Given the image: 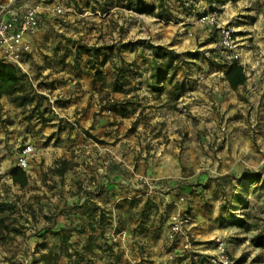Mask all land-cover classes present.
<instances>
[{
    "label": "rangeland",
    "instance_id": "374dc122",
    "mask_svg": "<svg viewBox=\"0 0 264 264\" xmlns=\"http://www.w3.org/2000/svg\"><path fill=\"white\" fill-rule=\"evenodd\" d=\"M94 2L75 3L77 13L84 15L75 28L89 36L84 43H73L89 50L78 53L85 70L96 67V76H104L99 54L88 47L97 26L91 16ZM124 2L120 0L117 12L131 11L133 21L119 16L116 25L132 24L133 35L116 38L121 45L110 57L117 61L107 69L111 92L104 90L106 85L98 91L96 81L89 83L88 106L96 98L106 102L89 122L77 110L69 115L65 108L73 102L56 93L53 85L38 83L34 88L29 82L30 89L22 94L1 99L3 111L16 113V105L32 111L27 103L33 102L35 90L33 98L46 102L59 128L32 144L37 158L26 173L36 176L25 188H17L0 173V264H205V259L182 249L183 235L170 238V228L175 216H187L190 225H200L199 218L206 223L212 215L220 232L207 243L215 242L216 247L217 239L224 241L237 264H264V67L248 70L251 80L238 90L225 81L234 62L264 61V0ZM109 7L104 1L100 12ZM251 11L262 16V25ZM140 13L148 21L141 23L136 16ZM212 13L220 24L234 29L236 48L226 49L219 30L200 22ZM104 23L113 24L101 22L102 27ZM141 24L148 29L143 40L134 35ZM240 46L245 49L242 57L236 54ZM82 87L73 83L71 91L75 94ZM25 92L29 95L23 99ZM256 95L261 96L258 102ZM107 107L111 111L103 116ZM65 130L68 137H62ZM53 139L56 147L69 142L67 158L51 160L45 155ZM245 141L256 148L252 157L263 160L258 200L252 198L249 206L234 198L228 201L224 192L221 197L199 193L200 178L212 167L209 160L240 155ZM17 155L15 142L0 151V160L5 157L16 164ZM237 183H232L234 189ZM239 184L249 187L250 182L242 177ZM195 229L198 234L206 230ZM198 240L188 241L196 252L193 245ZM259 240L263 245L256 244Z\"/></svg>",
    "mask_w": 264,
    "mask_h": 264
},
{
    "label": "crops",
    "instance_id": "0c3cea01",
    "mask_svg": "<svg viewBox=\"0 0 264 264\" xmlns=\"http://www.w3.org/2000/svg\"><path fill=\"white\" fill-rule=\"evenodd\" d=\"M6 1L8 0H0V3ZM77 1L78 0L48 1L45 6V11L42 15V28L34 36L25 37V41L31 45L32 50L25 59L23 68L21 70L23 73L28 74V76L31 78L34 88H37L38 83L45 84L48 87L53 85L56 93H60L64 98L68 100L70 99L71 102H73L69 107L65 108L69 115H72V113L77 110L78 112H81L80 115H84L86 117L84 121L89 122L94 114L99 112L98 110H100L102 105H105L106 102L104 101L102 103L99 98H96L94 99V104L88 106V100L91 96L88 85L90 82L96 81V88H98V91H100L103 85H106L104 90L111 92V73L107 71V69L117 61L114 59V56L110 57L111 54L115 53L118 47L121 45L118 43L116 38L117 36L131 38L133 35L132 24H121V22H119L120 25L118 26L116 25L117 19L120 16L121 18L125 17L124 19L125 21L128 20L127 22H131L133 20L131 11H128L127 9L124 10V14H118L117 5L120 3V0H107L108 4L110 5L109 11L104 12L103 14L100 12V7L106 0H96V2L92 4L93 6H90L93 7L92 9L94 10V14L91 16L93 17L94 21H97V26L96 29L92 30L91 36H93V39L90 41V44H88V47L91 46V48H89L91 52L95 51L97 54H99L101 66L106 69L104 76H101L100 72L98 76H96V72L98 71L97 68L95 67V69L92 70H85V64H83L81 59L78 57V53H81L82 49L89 51L85 48L87 46L81 44L84 43L82 41H84L89 35H86L85 30L82 32L81 29L75 28L77 27L75 21H80L79 18L84 17L83 14H78L75 10V3ZM124 3H128L127 0H125ZM58 5L64 9V14L60 16L54 14L51 11L55 6ZM227 6H229V4H227ZM251 13L261 18L259 20V24L262 25V16L258 15V12V14H255V11H251ZM136 16L140 17L141 23L143 20L145 22L148 21V18L144 13L136 14ZM101 22H112L113 24L112 26L106 27V23H104V26L102 27ZM135 31L136 32L134 35H136V37L139 36L141 40H143V36L145 34H148L147 26L145 25L143 27V24H141L137 30L135 29ZM259 36L260 33L257 35V37ZM101 38H106V40ZM75 39H77L78 42L81 41V43H73V40ZM123 42L127 43L128 40H124ZM141 44L144 43L141 42ZM124 47L127 48L128 45H125ZM242 47L243 46H240V48L236 50L237 56H244L245 49ZM140 49L142 50V47H140ZM262 53L264 54V52ZM89 59L92 60L93 58L91 57ZM247 63L240 62V64L245 68L248 80L245 85L240 86L239 88L247 86L250 82L251 79L248 70H254L255 68L262 69L264 67V61L257 63ZM253 81L255 82L256 86L260 85V79L258 77L254 76ZM53 82L54 84H51ZM77 82H80L84 87H82V91L77 90V92L74 94L71 91V88L73 87V83L75 84ZM45 85H42L41 88H43V86L45 87ZM116 92H114V97H116ZM260 92L261 88L259 89V93ZM25 93L29 95V92ZM35 93V90L34 92L32 91L33 95H35ZM19 94L20 93H17L16 97ZM42 94H44V92H42ZM33 95L31 96L33 102H28L27 107L30 108L32 106L34 110H22L21 107L16 105V113L13 109L11 111H3L4 122L0 123V151H5V148L11 149L13 144L16 142V153L18 154L16 156V164H14V160L4 159L5 157H2L0 160V173H3L8 178H11L10 172L14 168L18 167L19 152H17V150L20 148L23 140H26L23 147L26 144H35L40 140H46L50 135L56 133L59 128V122L54 120L53 116H51L49 111L46 110V102L38 99L37 96L33 98ZM260 98L261 96L256 95L255 101L258 102ZM4 101L8 102L6 97ZM2 103L4 102L2 101ZM104 110L103 116H105L107 112L109 113L111 111V107H107ZM9 117L12 119L11 124L8 121ZM103 122H105V120H103ZM68 133V130H65L62 133V137H68ZM54 141L55 139H53L49 144L45 155H48L51 160L53 157L67 158V156L64 155L66 154V150L71 147L69 146V142L64 140L58 147H56ZM75 145L76 144L74 143L73 146ZM241 149L242 152L240 155L233 154L232 157L223 158V160H209V162L212 164V167H210L209 173L203 175V177L200 178V183H202V186L198 187L200 190L199 193H204V195L207 196L217 195L221 197L222 193L224 192V197L227 198L228 201H231L234 198L237 201L240 200L243 205L249 206L251 203L250 200L252 198L258 200V190H256V187L262 183V179L258 173V170L260 167H262L263 160L252 157V155L256 154V148L252 143L245 141ZM36 158L37 156H35V154L31 156L29 166L31 163L35 162ZM162 175H164V173H162ZM27 176L28 181L30 182V178H34L36 173L29 170L27 172ZM242 177H247L250 182L249 187L239 184V180ZM209 180L211 182L210 184L207 182ZM236 180H238L237 185L239 186L234 189V184L232 186V183H234ZM10 181L13 183L12 179ZM16 187L21 188L19 185H16ZM243 194L247 195L246 200L245 198H242L245 197ZM206 221L207 222L205 223L203 222V219L199 218V222H201V224L199 225V223L196 222L189 225L187 228V233L180 239V246L183 247L182 249H184L188 255L190 252H188L189 250L186 249L190 237L194 239L199 237L198 245H193L194 248L198 249V252L207 253L209 255H212L216 252V247L213 246L215 245V242H207L211 241V239H215V232L219 231L215 228L216 225L214 223L217 221V217L213 215L206 217ZM196 227H203L206 228V230L198 234V229H195ZM228 251L230 253L229 248ZM204 258L205 257H203V259ZM188 259L190 258L188 257Z\"/></svg>",
    "mask_w": 264,
    "mask_h": 264
},
{
    "label": "built area",
    "instance_id": "2783aa9c",
    "mask_svg": "<svg viewBox=\"0 0 264 264\" xmlns=\"http://www.w3.org/2000/svg\"><path fill=\"white\" fill-rule=\"evenodd\" d=\"M48 1L50 0H8L0 3V59L5 63L19 69L23 68L24 61L32 50L31 45L25 41V37L34 36L42 28V15ZM51 11L58 16L64 14V9L59 5ZM200 22L219 30L226 49L236 48L234 29L220 24L216 14L204 15L200 18ZM28 81L32 83L30 77ZM50 101L53 103L52 100ZM34 154L35 147L32 144H26L19 152L18 167L26 170ZM189 225L190 218L187 216H175L171 223L170 238L184 235ZM216 244V252L212 255L193 251L190 244L187 248L194 253L195 258L205 257V264H237L224 241L217 239Z\"/></svg>",
    "mask_w": 264,
    "mask_h": 264
},
{
    "label": "trees",
    "instance_id": "16d2710c",
    "mask_svg": "<svg viewBox=\"0 0 264 264\" xmlns=\"http://www.w3.org/2000/svg\"><path fill=\"white\" fill-rule=\"evenodd\" d=\"M150 12L151 9H148V13ZM225 80L229 83L232 90H237L240 86L247 83L248 77L245 68L238 62H234L227 68ZM28 87L30 89L28 77L22 70L0 59V123L4 122L3 105L1 103L2 97H15L17 93L22 94ZM116 91H119L118 87H116ZM26 95L28 94L22 95L21 97L26 99ZM17 100L18 98H16ZM10 175L15 185H19L21 188H25L28 185V176L25 170L17 167L10 172ZM256 244L263 245L261 240L256 241Z\"/></svg>",
    "mask_w": 264,
    "mask_h": 264
}]
</instances>
